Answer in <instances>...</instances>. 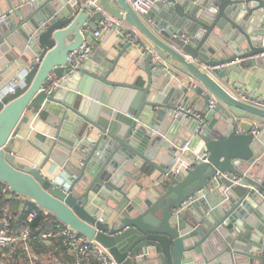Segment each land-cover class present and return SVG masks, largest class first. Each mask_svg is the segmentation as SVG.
Segmentation results:
<instances>
[{"label":"water","instance_id":"1","mask_svg":"<svg viewBox=\"0 0 264 264\" xmlns=\"http://www.w3.org/2000/svg\"><path fill=\"white\" fill-rule=\"evenodd\" d=\"M95 1L104 13L86 0H0V55L23 64L0 94V184L120 264H264V108L219 81L264 63V0H164L160 17ZM106 16L137 37L72 68L68 54ZM131 46L145 78L111 79ZM147 166L161 175L150 189L138 181Z\"/></svg>","mask_w":264,"mask_h":264},{"label":"crops","instance_id":"2","mask_svg":"<svg viewBox=\"0 0 264 264\" xmlns=\"http://www.w3.org/2000/svg\"><path fill=\"white\" fill-rule=\"evenodd\" d=\"M165 6L164 0H159L155 3L153 10L157 16L160 17L161 12ZM94 26H98L99 22L93 21ZM127 30L124 32H119V30L114 31H102L98 40L95 42L93 51L90 55L93 56L95 51L99 48L102 51L106 52V59L112 60L116 53L121 49L125 44V36ZM91 34V33H90ZM88 38V37H86ZM261 56V55H260ZM141 53L140 49L136 46H131L126 50L118 59L116 68L110 77L114 80L132 82L135 83L145 78V72L143 71L140 58ZM22 61L20 58L17 62L9 63L8 60L0 55V94L5 93L7 88L15 83L22 80V68L23 64L19 63ZM86 61L92 62L91 58ZM85 62V61H84ZM83 62V63H84ZM221 84L229 91L239 94L240 92L246 93L248 96L253 94L257 100L264 98V63H257L256 66H250L245 69L244 75L241 76L237 73L231 74V76L226 77L225 79L219 80ZM59 88V85L58 87ZM38 119L37 115H32L29 119V122L21 124L17 139L15 150L18 151L22 146L27 144L28 140L33 138L35 130L33 125ZM256 128L260 126L259 123H255ZM240 128L239 126L237 129ZM241 129V128H240ZM242 132V129H241ZM69 160L80 162V156L78 154H72L69 157ZM52 163L51 160L48 161L47 166ZM146 173H151L150 176H144L145 174L140 173V179L138 181L143 185L145 189H150L153 185L157 184L161 180V175L155 170H152L150 167H146ZM264 169V167H263ZM60 167L56 166L54 172H60ZM140 189L137 186H134L132 189V194H137ZM2 192V190H1ZM6 199L1 203V212H0V225L1 220L4 217V214L11 216L12 226L16 232H19L23 222L20 220V216L26 211L28 212L30 208L27 199L24 197H19L17 195L10 196V192L7 189L6 192H2ZM30 202V201H29ZM106 210L103 209L101 217L105 219ZM27 215V214H26ZM24 221V220H23ZM62 225V224H58ZM49 247L47 250L38 249V251L33 248L32 243L30 242L29 247L25 249L23 246H18L16 250L12 253L7 251H0V264H73V255L66 249V254L62 252L55 254L56 247H52L55 243L61 242L60 239L52 238L50 240H42ZM62 244V243H61ZM67 257H70L71 261Z\"/></svg>","mask_w":264,"mask_h":264},{"label":"built area","instance_id":"3","mask_svg":"<svg viewBox=\"0 0 264 264\" xmlns=\"http://www.w3.org/2000/svg\"><path fill=\"white\" fill-rule=\"evenodd\" d=\"M88 3L95 6V10L104 13L103 8L96 3L95 0H86ZM128 4L139 14L142 15L151 10L155 3L159 0H126ZM92 14L93 12H89ZM116 26V30L124 32L123 29L127 28V31L136 38L137 32L127 27L121 19L112 18L106 16L105 19L99 22L98 28L93 30L90 37L84 38L83 43L75 50L71 51L67 56V64L72 68L80 67L84 61L90 58L93 51L95 42L98 40L102 31H111L112 27ZM179 37L183 40L187 39L185 33H180ZM37 59V58H36ZM152 59L154 61L159 59V56L154 54ZM59 80H53L51 85L48 87V92H52L53 89L59 85ZM19 82L11 84L8 88V92H12L15 86ZM249 100V99H248ZM254 104L264 108V102L260 100H251ZM213 101L210 100L209 107H211ZM253 134L258 132V129L254 127L252 130ZM237 132H241L238 128ZM187 149V143L185 142L181 150ZM203 161L206 160L204 154L199 155ZM217 175H226V173H217ZM238 177L233 176V181L238 182ZM8 188L3 187L2 192H6ZM39 209L36 207L30 208L23 221V225L19 232H16L12 226L11 216L4 214L0 225V251H7L12 253L18 246H23L25 249L29 247L31 242V223L38 215ZM40 240H50L52 238L60 239L62 245L73 255V264H120L115 257L108 251L107 248L102 246L100 243L86 238L65 225H56L52 229H47L41 232L38 236Z\"/></svg>","mask_w":264,"mask_h":264},{"label":"trees","instance_id":"4","mask_svg":"<svg viewBox=\"0 0 264 264\" xmlns=\"http://www.w3.org/2000/svg\"><path fill=\"white\" fill-rule=\"evenodd\" d=\"M3 187H7L4 184H0V212L2 210L1 208V202L6 199L5 195L1 192ZM29 207H36L33 203L27 201ZM39 209V208H38ZM27 212L25 211L21 216L20 220L23 222V220L26 217ZM61 224L56 218H54L52 215L43 212L39 209L38 215L35 217V219L32 221L30 227H31V243L33 245V248H35L37 251L38 249L41 250H47L49 247L44 243V241L40 240L38 238L39 234L47 229H52L56 225ZM52 247H56L55 254L62 252L63 254H66V249L63 247L61 242L55 243ZM68 260L71 261L70 257H67Z\"/></svg>","mask_w":264,"mask_h":264}]
</instances>
